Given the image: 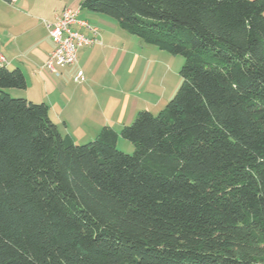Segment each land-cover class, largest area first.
I'll return each instance as SVG.
<instances>
[{"label":"trees","instance_id":"trees-1","mask_svg":"<svg viewBox=\"0 0 264 264\" xmlns=\"http://www.w3.org/2000/svg\"><path fill=\"white\" fill-rule=\"evenodd\" d=\"M184 58L157 114L78 144L0 67V264H264V0H83Z\"/></svg>","mask_w":264,"mask_h":264},{"label":"crops","instance_id":"crops-1","mask_svg":"<svg viewBox=\"0 0 264 264\" xmlns=\"http://www.w3.org/2000/svg\"><path fill=\"white\" fill-rule=\"evenodd\" d=\"M82 2L0 0V54L4 57L0 67L19 68L26 79L22 92L27 99H42L62 132L73 140L88 137V141L105 126L116 131L133 119L137 102H131L125 85L141 55L131 54L110 19L81 8L80 18L98 27L101 42L79 48L73 65L57 67V72L47 69L44 62L54 43L45 21ZM78 71L84 73L82 82L75 81Z\"/></svg>","mask_w":264,"mask_h":264},{"label":"rangeland","instance_id":"rangeland-1","mask_svg":"<svg viewBox=\"0 0 264 264\" xmlns=\"http://www.w3.org/2000/svg\"><path fill=\"white\" fill-rule=\"evenodd\" d=\"M72 1L79 4L83 0ZM103 16L110 19L115 25L114 27H117V32L119 31L118 33L121 35V40L127 45V47H130V50L132 51L131 54L133 55L136 53L141 55L132 72L127 74L128 82L127 85H125V91L130 95L131 102L134 100L138 103L135 104V114L144 109L151 111L153 114H157L175 95L181 84L182 79L180 76V69L184 62L183 56L174 55L166 50L159 49L154 45L146 44L136 35L120 28L116 20L105 15ZM7 90H9V93L12 96H22L27 98L25 93L22 92L24 89L10 88ZM33 101L41 102L43 100L35 98ZM154 101H156L155 104H153ZM132 120L126 124H130ZM58 127L62 128L61 125ZM121 128L122 127H116L115 129L117 133L116 147L125 153L132 154L134 150L133 144L120 135ZM90 131L93 132V129ZM87 138L88 137L76 138L74 142L81 144L87 142Z\"/></svg>","mask_w":264,"mask_h":264},{"label":"built area","instance_id":"built-area-1","mask_svg":"<svg viewBox=\"0 0 264 264\" xmlns=\"http://www.w3.org/2000/svg\"><path fill=\"white\" fill-rule=\"evenodd\" d=\"M80 10L81 6L65 7L53 21H45L54 48L45 60L44 66L52 72H57V67L73 65L77 61L79 48L101 42L98 27L88 20L80 18ZM81 29L86 30L89 34ZM0 61H4L1 54ZM84 80V73L78 71L75 81L82 82Z\"/></svg>","mask_w":264,"mask_h":264}]
</instances>
